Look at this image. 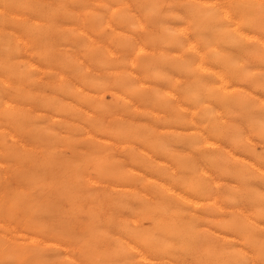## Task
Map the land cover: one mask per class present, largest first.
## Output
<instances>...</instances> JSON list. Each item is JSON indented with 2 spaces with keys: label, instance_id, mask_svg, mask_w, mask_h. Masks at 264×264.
Masks as SVG:
<instances>
[{
  "label": "bare ground",
  "instance_id": "6f19581e",
  "mask_svg": "<svg viewBox=\"0 0 264 264\" xmlns=\"http://www.w3.org/2000/svg\"><path fill=\"white\" fill-rule=\"evenodd\" d=\"M50 1L52 2V0H49V2ZM6 2H4L3 5H5ZM240 2H238V3H240ZM255 2L256 1H254V3ZM9 3H6V4L10 5ZM259 4H258V6H259ZM12 5H15V3ZM16 5H17V3H16ZM46 5H48V3ZM59 5L61 7H63L62 3ZM79 5H82V4H79ZM124 5H126V4H124ZM124 5H122V6H124ZM184 5H186V4H184ZM189 5L191 6V4H189ZM219 6H220V4H219ZM253 6H257V5L253 4ZM42 7L40 9H42ZM125 7H127V6H125ZM13 8H16V7H13ZM33 8H35V7H33ZM60 8H59V10H60ZM63 8H62V10L64 11L65 9H63ZM79 8H81V7L79 6ZM45 9H46V7H45ZM53 9H54V7H53ZM73 9H71V10H73ZM260 9H263V8L260 7ZM18 10H20V9H18ZM49 10H48L47 14H49ZM125 10L126 9H124V7H122L121 11H123V13ZM194 10H196V9H194ZM234 10H233V12H234ZM237 10H239V8ZM56 11H58V10L56 9ZM63 11H60V13H62ZM222 11L226 15V17L229 15L228 13H225L227 10L224 11L222 9ZM35 12H36V9H35ZM238 12H240V10ZM254 12L256 13V10ZM248 13H250V12H248ZM33 14H34V12H33ZM39 14L37 16H41ZM224 14H223V16H225ZM66 15H67V13H66ZM95 15H96V13H95ZM120 15L123 16L122 13ZM128 15H125L126 17H123V18H127ZM259 15H257V16H259ZM74 16H73V18H74ZM230 16H232V15H230ZM9 17H7L8 20H9ZM48 17H50V16H48ZM55 17H56V15H55ZM55 17H50V18H55ZM57 18H59V17H57ZM95 18H97V17H95ZM255 19H256V17H255ZM255 19L253 18V20H255ZM5 20H7V19L5 18ZM31 21H32L31 23L34 25L33 22H35V20L34 21L31 20ZM14 22H15V20H14ZM55 22H56V20H55ZM8 23H11V22H8ZM22 23H24V21ZM31 23H29V24L31 25ZM41 23H39V24H41ZM92 23H94V21ZM92 23H91V25H92ZM94 24H96V22ZM94 24L92 26H94ZM232 24H234V23H232ZM252 24H253V22L251 21V19L250 20L248 19V23H246L244 25L245 26L244 29L234 27V30H233V28H232L233 32L235 30H238V32H236V34H238V35L234 37L232 34L233 32H231L232 38H229V35H228V37H226L229 40L228 44H231V45H234L237 47L239 46L238 48H240V47H243V45H245L246 43H248L250 41V39H254L256 42L264 43V40L261 37L254 36L255 34L249 35L248 30L249 29L251 30ZM263 24L264 23H262V25ZM30 25H29V27H30ZM45 25L47 26L48 24H45ZM52 25H54V24H52ZM106 25H108V23H106ZM139 25H141V24H139ZM225 25H226V23H225ZM229 25H230V23H229ZM27 26H28V23H27ZM41 26H43V25H41ZM50 26H51V24H50ZM50 26L48 28H51ZM231 26H233V25H231ZM38 28H39V26H38ZM109 28H112V27L110 26ZM30 29H32V27ZM179 29H181V30L178 33L184 34V33H181V31L184 32L183 30H185L186 28L183 30H182V28H179ZM24 30L26 31V28H24ZM53 30H58V29L54 28ZM145 30L146 29H144V31ZM227 30L230 31L231 27H229V29L227 28L226 30H224V32H226ZM40 31H41V29H40ZM59 31L61 33L60 29L57 32H59ZM257 31H259V29ZM8 32L11 34L10 30ZM27 32H29V29ZM34 32H36V31L34 30ZM37 32L39 33L38 30H37ZM145 32H143V34ZM196 32L197 31H195V33ZM220 32H221V28H220ZM31 33H33V32H31ZM53 33H56V32H53ZM35 34L38 35L37 33H35ZM44 34H46V33H44ZM173 34H174V32H173ZM47 35H48V33L45 36H47ZM144 35H146V34H144ZM45 36H43V37H45ZM127 36H129L130 37L129 39H131V40L134 39L130 35H127ZM127 36H125V37L128 39ZM195 36L197 37L198 35L195 34ZM43 37H41V38H43ZM57 37L58 36H56V38ZM182 37H183V35H182ZM16 38H17L16 42L17 41H18V43L23 42L24 47H25L26 40H22L17 35H16ZM33 38H34V36H33ZM35 38H37V37H35ZM41 38H39V40ZM46 39H47V37H46ZM36 41L38 42L37 39H36ZM172 41H174V40H172ZM177 41H179V39ZM208 41H210V40H208ZM3 42H4V40H3ZM41 42L39 41V43L43 44L42 40H41ZM201 42L202 41L200 40V43ZM39 43H38V45H39ZM45 43H47V42H45ZM206 43H208V42H206ZM51 44H56V43H51ZM187 44H186V47L187 46L189 47L190 44L189 45H187ZM4 45H5V43H4ZM34 45L38 46L37 44H34ZM58 45H59V43L57 44V46ZM192 45H193V43L191 44V46ZM98 46H100V45H98ZM44 47H48V46L45 45ZM177 47H178V45H177ZM182 47H184V45ZM7 48H8V46H7ZM138 48L140 49V46ZM217 48H219V47H217ZM217 48H216V50H217ZM221 48L222 47H220V49ZM233 48L231 50H233ZM51 49H54V48H51ZM51 49H49V50H51ZM105 49L108 50V47H105ZM139 49H138V51H140ZM192 49L194 50L193 46H192ZM229 49H230V47H229ZM235 49H237V48H235ZM252 49H254L252 51L256 50L253 47H252ZM257 49L258 50H256L255 52H258L261 50L260 48H257ZM4 50H5V48H4ZM46 50H48V48ZM142 50L144 51V49H142ZM225 50L226 49H224V52H225ZM34 51H35V49H34ZM53 51H51V52H53ZM196 51H197V49H196ZM236 51L238 52V50H236ZM246 51L249 52L248 50H246ZM240 52L242 53L243 51H240ZM8 53H10V52H8ZM48 53H50V52L48 51ZM62 53L63 52L61 51V54ZM186 53H189V52H186ZM241 53H240V56H241ZM10 54H11L10 56H12V53H10ZM51 54H53V53H51ZM259 54L258 53L256 54L257 57L259 56ZM14 55H13V57H14ZM18 55H19V53H18ZM59 55L57 57H59ZM110 55H111V53H110ZM191 55H193V54H191ZM199 55L201 56V53ZM228 55L226 57H228ZM4 56H5V58L10 57V56H7L5 54H4ZM188 56H190V55H188ZM188 56H187V58H190V57L192 58V56H190V57H188ZM218 56L219 55H217V52H216L215 53V58H216L215 63L217 65L216 66L217 69H213V72H212L213 77L211 76L213 78L212 81H214V79H215L216 80L215 82L219 83V85H217V86L215 84L216 87L212 86V87H214V89L216 88L214 90V93H212L210 95L207 94L205 91L206 89H204V88H206V86L204 88H202V86L197 87V88H194V87L190 88L189 87V88H187V91L184 94L185 101L183 100L182 97H178V98L174 97L169 92V95L170 96L172 95L173 97L171 96V98L169 99L168 97L165 96L166 99L159 100L158 101L159 103L157 102L158 103L157 105L161 106L166 112V115L163 116V119H162L163 120L162 126L164 127V129L167 132H171V130L173 129L172 131L173 132L176 131L175 133L178 137H184L185 138V144H184L185 148H183V149H181V148L176 149L177 147L174 149L170 146V144L168 142L163 141V140H156V141L151 143L148 141V139L146 137H142V136L138 135L137 133H134L133 127L131 125L129 126L128 123H126V125H123V126L120 125L119 127L111 128V127H108V125L111 122L110 120H108V121H110L109 124H106V122L102 118H99V117H97L91 113H88V112L86 113V116H84L82 119L78 118V120H80L79 123L77 124L78 131L80 133L79 135H81V137L86 141V143H87L86 151L88 149V152H89V153L84 154L86 156V158H88L89 161L90 160L93 161L94 166L99 168L100 172L111 171V174L113 175V177L115 176L119 180L120 186L128 187L127 194L125 197L128 196V197H132L133 199L140 198L141 195H143V194L138 190L137 187L142 185L144 188H146V189L148 188V190L150 189V191L157 198L156 199L154 197L156 199L155 205L150 206L147 204V202H145V203H142L139 205L140 208L139 207H136V208L133 207V204H132V207L130 208V205H129L130 202H129V204H127L128 201L126 199H125V202L118 199V203L120 204V206L122 208L127 207V208L133 210L134 212L138 208L140 209V211L138 209V211H136L135 214L133 213L134 215H136L137 212H139L138 215L140 217L134 216L132 221L129 220L132 223V225L134 224L135 227L126 228L124 225H121L120 230H119L120 232H118L117 236H109L108 235V238L105 239V243L102 242L104 244L101 243V245L100 244L98 245L100 247V249L98 248V246L95 248L93 243L98 240L97 234L99 235V233H101L103 231L96 230V227L94 224L96 219L94 217L89 218L90 221L88 223L86 222V224L83 226V229L85 227L86 230H84V232H82V233L75 232L74 230L71 231L72 228L70 229V233H69L67 230L63 231L62 229L51 228V229L55 230V231H52L48 227H43V225H45V223H44L45 222L44 221L45 216L42 220L39 218V215L38 216H32L34 214L27 215L28 213H26L27 216L23 217L24 215H22L23 218L17 219L16 213H15V210H16L15 206L16 205L14 203H18V202L10 201V197H9L10 186L7 184V187L4 185L3 192L0 195V264H113L111 259L113 260L114 258H115L114 259L115 262H116V260H118L119 262H121V264L130 263L132 261V259H134L136 262H138V264H240V261H238V260H241V259H238L239 256L242 258V260L246 259L247 264H264V146H263L264 142L262 141L263 145L262 144H256L253 141L254 140L253 139V130L251 129V127L253 125H255L258 130L259 129L264 130V122H263L264 121L263 120L264 110L261 111L263 114L257 113L255 110H253L252 107L254 104L253 103L254 95L251 91H252V84L254 82L252 83V81H251L252 78L248 74L245 73L246 69L241 70L242 69L241 65L238 63V61H235L236 56H235V59H233V60L230 58H226L225 62L221 59V57H218ZM220 56H221V53H220ZM231 56H232V54H231ZM24 57H25V55H24ZM60 57L58 59L62 60V58H60ZM199 57H198V59H199ZM229 57H230V55H229ZM259 57L261 58L262 56H259ZM42 58H43V56H42ZM70 58H71V55H70ZM7 59L8 58H6V60ZM251 59H252V56H251ZM253 59H254V57H253ZM13 60L14 59H12L11 61H13ZM38 60H39V58H38ZM44 60H46V56H45ZM79 60H80V64H81V62H82L81 59H78L76 61H79ZM181 60L179 61V63L181 62ZM256 60H254V61H256ZM8 61H9V59H8ZM184 61L182 60V62H184ZM198 61H200V60H198ZM47 63L49 64L48 61L46 62V64ZM252 63L249 65H252ZM7 64H9V63H7ZM7 64H5V65H7ZM12 64L10 66H14ZM149 64L151 65L152 63H148V65ZM52 65H54V63ZM148 65H146V66L149 67ZM155 65H153V66L155 67ZM180 65H181V63H180ZM65 66H68V64ZM158 66L160 67L159 64H158ZM181 66L183 67V65H181ZM199 66H200V64H199ZM257 66H258V63H257ZM32 67L37 68L38 66H36V64H34L33 62H31L28 59L25 61H23V60L19 61V64H18V66H16V69L18 68V75H19L20 79H22L24 77H25V79H28L29 76L26 77V75L28 74V70H30V68H32ZM255 67L256 66H253L254 69H255ZM260 67H259V70H260ZM13 68L15 69V67H13ZM204 68H205V66H204ZM246 68H248V67H246ZM6 69H5V72H6ZM37 69H39V67ZM250 69H251V67H250ZM262 69H263V67H262ZM47 70H50V69L47 68ZM78 70H80V69L78 68ZM81 70H83V69H81ZM85 70H86V68H85ZM10 71L8 70L7 73ZM243 71H245V72H243ZM1 72H2V68H1ZM15 72H16V70H15ZM31 72H33V71H31ZM69 72H71V71H69ZM205 72L211 73V71L208 69H205ZM12 73H14L13 70H12ZM72 73H74V72L72 71ZM75 73H76V71H75ZM42 74L44 75L46 73H42ZM51 74H53V72ZM58 74H59V72H58ZM150 74L152 75L153 73L152 72L148 73V76H150ZM79 75H81V74H79ZM158 75L156 74V76L155 75H152V76L153 77L155 76L158 78L159 77ZM9 76H11V75H9ZM135 76L138 79V76L137 75H135ZM57 77H59V79H60L61 74ZM86 77H87V79L92 78V77H88L87 75H86ZM195 77H197V76H195ZM80 78H83V75ZM84 78H85V76H84ZM94 78L92 79V81L94 80L97 82L98 79L95 80ZM160 78H162V77H160ZM102 79L104 81V78H102ZM146 79H148V78H146ZM8 80H10L9 77H8ZM14 80L16 81V86L18 85L17 83L22 81V80H20L19 82H17L16 79H14ZM99 80H100V78H99ZM151 80H154V79H151ZM199 80H202V79H199ZM255 80L257 82L258 79H255ZM260 80H259V82H260ZM192 81H194V80H192ZM6 82L7 81H4L2 83H6ZM26 82H27V80H26ZM36 82H37V80H36ZM62 82H64V81H62ZM79 82H80V80H79ZM90 83L92 84V82H90ZM97 83H99V81ZM55 84L57 85V81ZM94 84H95V82H94ZM137 84H140V82ZM229 84L232 86H231V88L229 87V89H228V88H226V86ZM37 85H38V83H37ZM62 85H64V84H62ZM126 85L129 86V84H126ZM200 85H202L201 81H200ZM100 86H101V84H100ZM141 86H142V84H141ZM38 87H36V88H38ZM77 87H79V85ZM113 87H114V84H113ZM130 87H132V86H130ZM255 87H257V86H255ZM7 88H8V85H7ZM19 88H21V87H19ZM66 88L67 87H65L64 90ZM117 88H119V87H117ZM146 88L149 89V91H151L150 86H146ZM11 89L15 93V96H16L15 98H6L3 95H1V93H0V108L4 114V118L0 119V149H5L6 154L12 156L11 158H12L13 162H14L13 156L15 155V149H21V148L25 147L24 140L32 141L36 145L33 147V149H38V150L39 149H43V150L45 149L44 152L46 154H43V155H46V156H45V158H42V160L46 159V157L48 155H51L52 151H48V149H56L57 144L66 145V149H70L69 151H70V155H71L72 149H74V150L76 149L75 146L72 144V143H74V142H72L73 141L72 136H73V134H78V133H72L73 131L70 130V132L72 133V136L65 135L66 133L64 135H61L62 133H59V135H58V133L54 132L52 130V128H51L52 132L46 133L47 129L49 127L46 126L47 129H45L44 123H41L43 126H38V127H35L32 124L29 126V124H28V126H29L28 127L27 124H25L27 122H24L25 119L22 118V116H21V113H22V114H24L23 116L26 117L25 114L28 113L27 112L28 108L25 109L26 107H24V104L26 103L24 97H27V96L23 95L25 91L20 92V90L18 88H14V87L10 88V90ZM54 89L55 88H53V90ZM75 89L73 91V94H74L73 98H75V94L77 93V90H75ZM91 89H92V86H91ZM95 89H97V88H95ZM68 90H72V89H68ZM201 90H204L205 92L204 91L201 92ZM149 91H148V93H149ZM10 92H8V93H10ZM82 92H85V90ZM82 92H81V94H83ZM110 92H112V91L110 90ZM11 93H13V92H11ZM60 93H62V92H60ZM127 93H129V92H127ZM163 93L165 94V91ZM232 93H236V94H232ZM104 94H106V93H104ZM229 94H232V97L230 99L228 98ZM30 95L32 96V94H30ZM48 95H46V96H48ZM63 95H64V93H63ZM92 95H90V98L93 97ZM108 95H110V93ZM40 96L43 97L44 95L40 94ZM58 96H53V99L60 98ZM71 96L72 95L67 96L62 105L73 106L77 110L80 109V107H79L80 101L76 99L77 101H79V103H77V104L72 103L73 98ZM118 96L119 97L116 98L117 103L120 106H122V109L126 110V108L129 107L130 110L135 111V112L137 111L138 107L135 108L136 105L133 106L135 104V102H132L129 97L127 98V97L122 96V95L121 96L118 95ZM131 96H133V98H134L135 95H131ZM153 96L156 97L157 93H153ZM42 97H40V98L43 99ZM162 97H164V96H162ZM96 98H98V97H96ZM46 99L44 97V99L40 100L39 103L37 102L39 104L38 106H40V108H41V106H42V108L43 107L46 108V105H48ZM159 99H160V97H159ZM171 99H174V100H171ZM27 100H29V99L27 98ZM102 100H104V99H102ZM155 100H157V99H155ZM58 102H60L59 99H58ZM81 102L83 104H85L82 100H81ZM139 102H140V100H139ZM260 102H263V101H260ZM34 103H36V100L34 101ZM51 104L52 103L50 102V106H51ZM106 104L107 103L104 102L103 105H106ZM144 104L145 103H142V105H144ZM86 105L91 106L93 109L94 108L95 109L100 108L99 110H101V112L103 113L102 103L99 106V104H97V103L95 104L93 101H87ZM109 105L111 106V104H109ZM262 108L264 109V106H262ZM49 109H50V107L47 110H49ZM106 109H108V108H106ZM110 109L111 108L109 107V109H108L109 112H110ZM122 109H120L121 112L123 111ZM145 109H147V108H145ZM197 109H201V111H202V115H200L199 117H196V114H195ZM25 110H26V112H24ZM53 110L54 109H52V112H54ZM85 110L82 109L83 112H85ZM101 112L99 114L104 115ZM109 112H108V114H109ZM142 112H143V110H142ZM146 112H148V109L146 110ZM149 112L152 113V111H150V110H149ZM34 113L38 115V113H36V112H34ZM34 113H32L31 115L33 116ZM153 113H155V112H153ZM253 113H255V114H253ZM106 114H107V112H106ZM258 114H260L263 118H261V117L259 118ZM65 115H68V114H65ZM80 115H81V113H80ZM237 115H242V118L240 120H237V118H238ZM27 116H29V115H27ZM68 116H70V115H68ZM137 116H139L138 113H137ZM0 117H1V115H0ZM119 118H120V115H119ZM129 118H130V116H129ZM141 119H142V123H144L145 121H143V119H145V118H141ZM124 120L123 121L126 122V119H124ZM138 120H140V119H138ZM148 122H151V121H148ZM33 123H34V121H33ZM38 123H40V122H38ZM38 123H36V124H38ZM47 123H48V121H47ZM59 123H60V121H59ZM139 123H141V121ZM155 123H157V122H155ZM157 124H161V123L158 122ZM155 125L156 124H153L154 129H156ZM63 126H64V124H63ZM70 126H69V128H70ZM149 126H150V124H149ZM156 126H158V125H156ZM158 128H159V126H158ZM49 130H50V128H49ZM63 130H64V128H63ZM260 132L261 131H259V133ZM144 134H145V136H147L146 133H144ZM254 137H256V136H254ZM257 139H258V137H257ZM113 140H118V141H120V143L122 142L121 144H124V146L123 145H121V146H123L125 148V150L126 149H133L129 153L130 154L129 157H128V154L126 155L128 157V160H126V161H129V163H130V164L128 163L129 164L128 167H122V165H123L122 161L123 160H120V159H116V160L113 159L114 161L112 164H107L105 162V160L101 159V157H103V155H100V154L103 151L100 152V150H98V149H103L104 146H106L107 144L110 146L114 145ZM259 140H260V138H259ZM259 140H258V142H260ZM64 141H65V143H58V142H64ZM170 142H173V141H170ZM115 145H117V144L115 143ZM79 147H81V146H79ZM112 147H115V146H112ZM178 147H180V146H178ZM83 148H85V147H83ZM46 149H47V151H46ZM57 149L60 150V148H57ZM105 150H107V149H105ZM19 152H21V151H19ZM39 152H40V150H39ZM30 153H31V151H30ZM77 153H73V155L75 156ZM122 153H123V151L121 152V155H122ZM66 154H67V152H66ZM115 154H116V152H115ZM43 155H42V157H43ZM78 155H79V153H78ZM82 155H83V153H82ZM104 155H106V154H104ZM67 156L69 157V154ZM29 157L26 159H30ZM68 157H67V159H69ZM77 157L80 158V156H77ZM21 158L23 159V157H21ZM21 158L17 159V163L20 164V162H21L20 165L22 166V162L24 159L22 160ZM50 158H52V157L50 156ZM20 159L22 161L18 162ZM47 159L49 160V158H47ZM73 159H72V161H73ZM81 159H83V157H81ZM52 160L53 159H51L50 161H52ZM2 161L4 162V160H2ZM70 161H71V158H70ZM72 161H71V163H73V165H74L76 162L75 161L72 162ZM9 162H10V160H9ZM15 162H16V160H15ZM58 162L63 163L65 165H67L69 163L68 160L66 161V159L58 160ZM31 163H33V162H31ZM40 163H41V160H40ZM90 164H92V163H90ZM29 165L31 166L30 163H29ZM60 165H62V164H60ZM73 165L71 167H73ZM79 165H81V164H79ZM0 166H2V165H0ZM9 166H11V165L9 164ZM125 166H127V165H125ZM85 167H86V164H85L84 168ZM47 168H48V166H47ZM12 169H13V167H12ZM26 170H27V167H26ZM30 170H31V167H30L29 171ZM51 170H53V169H51ZM60 170H61V168H60ZM78 170H80V169H78ZM17 171H18V169H17ZM29 171H28V173H29ZM44 171L47 173L48 170L47 171L44 170ZM76 171H77V169H76ZM76 171L73 172L74 175H76ZM37 172H38V170H37ZM85 172L86 171H84V173ZM88 173H90V172H88ZM49 174H47V175H49ZM51 174H52V172H51ZM12 175H13L12 177L17 175L16 171H15V175H14V173ZM23 175H27V174H23ZM65 175H67L66 176L67 178L71 177L70 174L69 175L65 174ZM65 175H63L64 177L61 175V177H63V179H64ZM19 176L22 177V175H17V177H19ZM19 178H17V179H19ZM85 179H87V178H85ZM99 179H101V178H99ZM28 180H29V178H28ZM103 180H105V179H103ZM17 181H19V180H17ZM20 182H19V185L17 184L18 186H20ZM45 182H47V181H45ZM67 182H69V181H67ZM67 182H65L66 184L64 183V185H63V182L59 181V185H58V186H60L58 188V191L63 192V194H65L66 196H68V192H66V191H72L73 190L71 187L70 188L68 187ZM82 182H83V180H82ZM88 182L93 183L90 181H88ZM74 183H77V180ZM15 184H16V182H15ZM15 184H13V186H15ZM43 184H46V183H43ZM71 184H72V182H70V185ZM22 186H20V188ZM85 186H87V185H85ZM44 187L46 190V186H44ZM28 188H29V186H28ZM111 189H113V188H111ZM95 190L97 192V189H95ZM17 192L19 193V191H17ZM25 192L28 194H31L30 192H28L26 190H25ZM34 192L36 193V191H34ZM104 193H105L104 196L108 195L106 192H104ZM32 194H31V196H32ZM59 195H60V193H59ZM13 196H16V195H13ZM17 196L18 197L22 196V194L17 195ZM42 196H45V195L43 194ZM121 196H122V194H121ZM88 197H86V198H88ZM101 197H102V193H101ZM23 198L20 199L21 202L24 200ZM31 198H35V197H31ZM36 198H39V197H36ZM143 198H145V197H143ZM15 199L17 200L18 198L13 197V200H15ZM65 199H66V197H65ZM243 199H244V202L246 201V203H244V204H242ZM241 200H242V203H241ZM247 200H248V202H247ZM84 201H83V203H84ZM94 201H95V199H94ZM126 201H127V203H126ZM32 202H34V201H32ZM42 202H41V204H42ZM70 202H72V201H70ZM101 202H102V199H101ZM101 202L99 205H101ZM22 203H23V206L25 207L26 205L30 204V200L25 199V201ZM58 203H59V200H58ZM78 203H80V202L77 201V204ZM107 203L109 204V202H107ZM35 204H37V202L36 203L34 202L33 205H35ZM38 204H39V202H38ZM38 204L35 206H38ZM66 205H68V207H69V204H66ZM91 205H92V203H91ZM91 205H89V208ZM61 206H62V204H61ZM30 207H31V205H30ZM105 207L101 210H104ZM80 208H82V206ZM62 209H63V207H62ZM64 209H65V207H64ZM106 209H107V207H106ZM110 210H111V207H110ZM25 211H27V209ZM59 211H58V213H59ZM61 212H63V210ZM123 212H125V210ZM19 213H21V212H19ZM80 213H81V211H80ZM89 213H91V212H89ZM97 213H100V211H98ZM111 214L113 215V213H111ZM111 214H110V216H111ZM122 214H120V215H122ZM125 214H127V213H125ZM72 215L74 216V214H72ZM60 217H62V216L60 215ZM63 217H65V216H63ZM90 217H92V216H90ZM122 217H124V216H122ZM49 218L51 219V216L46 217V220H48ZM12 219H17V221H12ZM110 219H111V217L109 218V220ZM121 220L122 219H119V221H121ZM18 221L20 223L17 226L15 223H18ZM60 221H61V219H60ZM104 221L105 220H103L101 222H103V224L108 223V222L104 223ZM120 223L122 224V221L119 222V224ZM125 224H126V222H125ZM100 226L102 228V224H100ZM51 227H52V225H51ZM97 228H99V227H97ZM105 228H106V225H105ZM112 228H114V226ZM80 229L82 230L81 226H80ZM22 230L28 231L27 234H22L21 233ZM115 230L116 229L114 228L113 231H115ZM10 231L11 232L13 231V233L15 232L17 234L16 235L11 234ZM168 231L170 233V239L168 238L169 241H167L163 238V234L165 232H168ZM8 233L11 234L12 237L9 236ZM102 234L100 235V238H102L103 236H106V234H108V233L104 232ZM13 236H15V237H13ZM18 236H21L25 240V242L26 241H28V242H26V243L22 242L21 243V242L16 241L15 239L19 238ZM243 240L246 242L245 245L247 243H249L251 246H253L255 248L256 259H253L252 256L248 255L247 252L243 250V247L239 248V245H240L239 243L244 242ZM100 241H102V240H100ZM249 244H248V246H249ZM75 245H78L81 248L77 251L75 250L76 251L75 254H73L72 252L67 253V250L69 247H71L72 249H76ZM45 246H52L56 250L55 255L53 256V254H50L49 252H45L46 251ZM107 248H109V249H107ZM248 248H250V246ZM247 251H249V250L247 249ZM61 253H64V255H60ZM49 257H51V258H49ZM243 258H245V259H243ZM116 264H118V263H116Z\"/></svg>",
  "mask_w": 264,
  "mask_h": 264
},
{
  "label": "rangeland",
  "instance_id": "374dc122",
  "mask_svg": "<svg viewBox=\"0 0 264 264\" xmlns=\"http://www.w3.org/2000/svg\"><path fill=\"white\" fill-rule=\"evenodd\" d=\"M34 1L35 2L37 1V2L35 3ZM254 1H256V2L254 3ZM0 2H1L0 3V10L2 11V12L0 11V54H1L0 57L2 58V59L0 58V74H1L0 75V81H1L0 82V93H1V95H3L6 98H15L16 96H15L14 91L12 89L10 90V88H12V87L18 88L20 90V92L25 91L24 94L22 93L24 96H27V97H24V99L26 101V103L24 104V107H26L25 109L28 108L29 110L27 109L28 113L25 114L26 117L23 116L24 114H22V113H21V116H22V118L25 119L24 122H27V123H25V124H27V126H28V124H29V126L32 124L33 126L38 127V126H43L41 123H44L45 129H47L46 126L50 128V130H49V128L47 129L46 133L52 132V130L54 132H57L58 135H59V133H62L61 135H64L66 133L65 135L72 136V133H78V134H73V136H72L73 137L72 142H74V143H72V142L71 143L75 146L76 149L75 150L72 149L71 155H70V151H69L70 149H66V145L57 144L56 147L60 148V150L57 148L56 149H48V151H52V152H51V155H48L49 157L47 156L46 159H43L44 161L42 160V158H45V156H46V155H43V154H46L44 152L45 149L44 150L39 149L40 152L38 149H33V147L36 145L30 140L29 141L24 140L25 147H23L21 149H15V155L13 156L14 162L11 158L12 156L6 154L5 149H0V160L1 159L4 160V162L2 160L0 161V165H2V166H0V195L3 192L4 185L7 187V184H8L10 186V188L8 187L10 190V194H9L10 201L18 202V203H14L16 205V206L15 205L14 206L16 208L15 213H16L17 219L23 218V217L30 215V214H34L32 216H38L39 215V218L43 220V218L45 216V218H44L45 225H43V227H48L49 229H51V228L62 229L63 231L67 230L69 233H70V229L72 228L71 231L74 230L75 232L82 233V232H84V230H86L85 227L83 229V226L86 224V222L88 223L90 221L89 218L94 217L96 219V221L94 223L96 230L103 231V232L99 233V235L97 234L98 237L96 236L99 241L97 240L96 242L93 243L95 248L99 244L101 245L102 242L105 243V239L108 238V235L109 236H117L118 232H120L119 230H120L121 225H124L126 228L135 227L134 224L132 225V223L129 220L132 221L134 216L140 217L138 215L139 212H137V214L134 215L135 212L138 211V209L140 208L139 205L147 202L148 205L153 206V205H155L157 198L150 191V189L148 190V188L147 189L144 188L141 184H140L141 186L137 187L138 190L143 194V195H141L140 198L133 199L132 197H128V196L125 197L127 194L128 187L120 186L119 180L115 176L113 177V175L111 174V171L100 172L99 168L94 166L93 161L90 160L91 161L90 162L89 159L86 158V156L84 154L89 153V152H88V149L86 151V147H87L86 141L81 137V135H79L80 133L78 131L77 124L79 123L80 120H78V118L82 119L84 116H86V113L88 112V113H91V114H93L99 118H102L106 122V124H109V122L111 121L109 124L110 126L108 125V127H111V128L119 127L120 125L123 126V125H126V123H128L129 126L131 125L133 127L134 133H137L138 135H140L142 137H146L148 139V141L151 143L156 141V140H163V141L168 142L170 144V146L174 149L176 147H177L176 149H180V148L183 149V148H185V146H184L185 138L184 137H178L175 133L176 131H174V132L172 131L173 129L171 130V132H167L164 129V127L162 126L163 125L162 119H163V116L166 115V112L161 106L157 105L159 103L158 101L164 100V99H166V97H168L170 99L172 95L174 97H177V98L182 97L183 100L185 101L184 94L186 93L187 88H189V87L190 88L191 87L197 88V87L202 86V88H204L206 86V88H204V89H206L205 91L207 94L210 95V94L214 93V90L216 89V88L214 89V87L219 85L218 82H215L216 81L215 79H214V81H212L213 80V78H212L213 77L212 76L213 69H217V67H216L217 65L215 63V61H216L215 53L216 52H217V55H219L218 57H221V59L224 62L226 61V58H230L233 60V59H235V56H236L235 61H238V63L241 65V67H242L241 70L246 69V72L245 71H243V72L248 74L253 79V80L251 79L252 83L254 82L252 84V91H251L254 95V98H255V99L253 98L254 104H253L252 108L257 113L263 114L261 111L264 110L262 108V106H264V86H263L264 85V62H263L264 61V57H263L264 56V47H263L264 43L256 42L254 39H250V41L248 43H246L245 45H243V47L238 48L239 46L237 47V46L228 44L229 40L226 37H228V35H229V38H232V36H231L232 34L234 37L237 36L238 34H236V32H238V30H235L234 31L235 33H234L233 32L234 27L244 29L245 28L244 25L246 23H248V19L249 20L251 19L253 24L251 26V30L250 29H249L250 31L248 30L249 35L255 34L254 36H259L264 40V38H263L264 37V35H263L264 34V24L262 25V23H264V13H263L264 12V0H52V2L51 1L49 2V0H20V1L19 0H0ZM4 2H6V3L10 2L9 3L10 5H7L6 3H5V5H3ZM238 2H240V3H238ZM14 3H15V5H12ZM16 3H17V5H16ZM47 3H48V5H46ZM61 3H62V6L64 8L59 5ZM79 4H82V5H79ZM124 4H126V5H124ZM184 4H186L187 6ZM189 4H191V6ZM219 4H220V6H219ZM253 4L257 5V6H253ZM258 4H259V6H258ZM49 5L50 6L52 5V6L50 7ZM122 5H124V6H122ZM79 6L81 8H79ZM125 6H127V7H125ZM13 7H16V8H13ZM33 7H35V8H33ZM41 7H42V9H40ZM45 7H46V9H45ZM53 7H54V9H53ZM122 7H124V9H126L124 11V13H123V11H121ZM260 7L263 9H260ZM59 8H60V10H59ZM62 8L65 9L66 11L65 10L63 11ZM238 8H239L241 13L238 12L239 11V10H237ZM18 9H20V10H18ZM35 9H36V12H35ZM56 9L58 11H56ZM71 9H73V10H71ZM194 9H196V10H194ZM222 9L224 11L227 10L225 13H228L229 17L228 16L226 17V15L222 11ZM48 10H49V14H47ZM233 10H234V12H233ZM255 10H256L257 14L254 12ZM60 11H63V12L60 13ZM33 12H34V14H33ZM65 12L67 13V15ZM246 12L247 13L250 12V13H248L250 16ZM95 13H96V15H95ZM121 13L123 14V16L120 15ZM38 14L41 16H37ZM54 14L56 15V17ZM223 14L225 16H223ZM47 15L50 17H55V18H50ZM125 15H128L127 18H123V17H126ZM230 15H232V16H230ZM257 15H259V16H257ZM73 16H74V18H73ZM7 17H9V20ZM57 17H59V18H57ZM95 17H97V18H95ZM255 17L257 20L255 19ZM5 18L7 20H5ZM253 18L256 21L253 20ZM14 20L16 23L14 22ZM31 20H33V21L35 20V22H33L34 25L31 23L32 22ZM55 20H56V22H55ZM23 21H24V23H22ZM93 21H94V23L96 22V24L92 23ZM8 22H11V23H8ZM27 23H28V26H27ZM29 23H31V25ZM39 23H41V24H39ZM91 23H92V25L94 24V26H92ZM106 23H108V25H106ZM138 23L141 25H139ZM225 23H226V25H225ZM229 23H230V25H229ZM232 23H234V24H232ZM45 24H48L49 26L51 24L50 27L52 29L48 28L49 26L48 25L46 26ZM52 24H54V25L56 24V25L54 26ZM29 25H30V27H29ZM41 25H43V26H41ZM231 25H233V26H231ZM38 26H39V28H38ZM110 26L112 28H109ZM31 27H32V29H30ZM229 27H231V30L230 31L227 30L226 32H224V30H226L227 28L229 29ZM24 28H26V31L24 30ZM54 28L58 29V30L60 29L61 33H60V31L57 32L58 30H53ZM179 28H182V30L183 29L186 30V31L183 30L184 32L181 31V33H184V34L178 33L181 30ZM220 28H221V32H220ZM232 28H233V30H232ZM28 29H29V32H27ZM33 29L36 32H34ZM40 29H41V31H40ZM144 29H146L145 31L147 33L144 31ZM258 29H259V31H257ZM9 30H10L11 34L8 32ZM37 30L39 31L40 34L37 32ZM195 31H197V32L195 33ZM31 32H33V33H31ZM43 32L46 34L48 33V35L45 36L46 34H44ZM53 32H56V33H53ZM143 32H145L144 34H146V35H144ZM173 32L175 35L173 34ZM231 32H233V33L231 34ZM35 33H37L38 35H36ZM194 33L198 36L196 37ZM16 35L19 36L22 40H26V44H25L26 48L24 47L23 42L22 43H18V41L16 42V40H17ZM127 35L132 36V38H134L135 40L129 39L130 37ZM182 35H183V37H182ZM33 36H34V38L35 37H37V38L34 39ZM43 36H45V37H43ZM56 36H58V37L56 38ZM125 36H127L128 39ZM38 37L39 38L43 37V38H41L39 40ZM46 37H47V39H46ZM2 39L4 40V42ZM36 39L38 40V42L36 41ZM178 39H179V41H177ZM41 40L43 41V44H41L42 43ZM172 40H174V41H172ZM200 40L202 41L201 43H200ZM204 40L205 41L207 40L206 42H208V43H206ZM208 40H210V41H208ZM39 41L41 43H39ZM45 42H47V43H45ZM191 42L193 43L192 46L194 47V50L192 49V46H191L192 43ZM4 43H5V45H4ZM38 43H39V45H38ZM51 43H56V44H51ZM58 43H59V45L57 46ZM34 44H37L38 46H35ZM97 44L100 46H98ZM186 44L187 45L190 44L189 47L187 46L188 48L186 47ZM45 45L48 47H44ZM177 45H178V47H177ZM183 45H184V47H182ZM7 46H8V48H7ZM139 46H140V49L138 48ZM105 47H108V50L105 49ZM217 47H219V48H217ZM220 47H222V48L220 49ZM229 47H230V49H229ZM252 47L255 48L256 50H258L257 48H260L261 50L258 52H255L256 50L252 51V50H254V49H252ZM4 48H5V50H4ZM47 48H48V50H46ZM51 48H54V49H51ZM216 48H217V50H216ZM232 48H233V50H231ZM235 48H237V49H235ZM34 49H35V51H34ZM49 49H51V50H49ZM138 49L140 51H138ZM142 49H144V51ZM196 49H197V51H196ZM224 49H226L225 52H224ZM236 50H238L239 53ZM246 50H248L249 52H247ZM48 51L50 53H48ZM51 51H53V52H51ZM61 51L63 52L62 54H61ZM240 51H243V52L241 53ZM8 52L12 53V56H10L11 54ZM54 52L56 54L57 53L58 54L56 55ZM186 52H189V53H186ZM3 53L7 56H10V57H6L9 59V61H8V59L6 60ZM18 53H19V55H18ZM51 53H53V54H51ZM110 53H111V55H110ZM200 53H201V56L199 55ZM220 53H221V56H220ZM240 53H241V56H240ZM257 53L258 54L260 53L259 56H262L263 58L262 57L260 58L259 56H258L259 57L258 58L256 55ZM191 54H193V55H191ZM228 54L230 55V57ZM231 54H232V56H231ZM13 55H14V57H13ZM24 55H25V57H24ZM58 55H59V57L61 56L60 58H62V60L58 59L59 58V57H57ZM70 55H71V58H70ZM188 55L192 56V58ZM227 55H228V57H226ZM250 55L252 56V59L254 57L253 60L251 59ZM42 56H43V58H42ZM45 56H46V60H44ZM177 56L178 57L180 56V57L178 58ZM187 56L190 57L191 59L187 58ZM198 57H199V59H198ZM38 58L40 61L38 60ZM12 59H14V60L11 61ZM27 59L30 60L31 62H33L34 64H36V66H38L40 70L37 69L38 67L37 68L32 67V68H30V70H28V74L26 75V77L29 76V78L25 79V77H24V78L20 79V77L18 75V68L16 69V66H18L19 61H21V60L25 61ZM78 59H81V61H82L81 64H80V60L76 61ZM181 59L183 61L184 60L185 61L182 62ZM180 60H181L180 63H181V65H183V67L179 63ZM198 60H200V61H198ZM254 60H256V61H254ZM47 61L49 62V64L48 63L46 64ZM156 62L160 65V67L158 66V64ZM7 63H9V64H7ZM53 63H54V65H52ZM148 63H152V64L148 65ZM251 63H252V65H249ZM257 63H258V66H257ZM5 64H7V65H5ZM11 64L14 66H10ZM67 64H68V66H65ZM199 64H200V66H199ZM146 65H148L149 67H147ZM153 65H155V67ZM203 65L205 66V68ZM83 66L86 68V70ZM253 66H256L255 69L253 68ZM13 67H15V69ZM246 67H248V68H246ZM250 67L252 70L250 69ZM259 67H260V70H259ZM262 67H263V69H262ZM1 68H2V72H1ZM6 68L9 71L10 70L11 71L7 73L8 70ZM47 68L50 70H47ZM78 68L80 70H78ZM5 69H6V72H5ZM81 69H83V70H81ZM205 69L210 70L211 73L205 72ZM12 70L14 73H12ZM15 70H16V72H15ZM31 71H33V72H31ZM51 71L53 72V74H51L52 73ZM69 71H71V72H69ZM72 71L74 73H72ZM75 71H76V73H75ZM150 71L153 73L152 75L156 76V74L157 75L159 74L158 75L159 77L158 78L155 76L153 77L151 74H150V76H148V73H151ZM58 72H59V74H58ZM42 73H46V74L43 75ZM60 74H61V77L59 79V77H57V76H59ZM79 74H81V75H79ZM134 74L138 76V79L136 78V76ZM9 75H11V76H9ZM82 75H83V78L85 76L84 79L80 78V77H82ZM86 75L88 77H92V78L87 79ZM195 76H197V77H195ZM8 77L10 80H8ZM160 77H162V78H160ZM34 78L37 80V82ZM93 78L95 80L98 79L97 82L99 81V83H97L94 80L92 81ZM99 78H100V80H99ZM102 78H104V81ZM146 78H148V79H146ZM150 78L154 79V80H151ZM14 79H16L17 82H19L20 80H22V81L17 83L18 85L16 86V81ZM199 79H202V80H199ZM255 79H258L257 82ZM26 80H27V82H26ZM79 80H80V82H79ZM192 80H194V81L196 80V81L194 82ZM259 80H260V82H259ZM4 81H7L8 83L7 82L2 83ZM56 81H57V85L55 84ZM62 81H64L65 83ZM200 81H201L202 85H200ZM90 82H92V84ZM94 82H95V84H94ZM139 82H140V84H137ZM32 83L33 84L35 83V84L33 85ZM37 83H38V85H37ZM96 83L99 86L101 84V86L99 87ZM62 84H64V85H62ZM113 84H114V87H113ZM126 84H129V86ZM141 84H142V86H141ZM215 84H216V86H215ZM7 85H8V88H7ZM78 85H79V87H77ZM254 85L257 87H255ZM18 86L21 87L22 89L19 88ZM91 86H92V89H91ZM130 86H132V87H130ZM146 86H150L151 91H149V89H147ZM212 86H214V87H212ZM231 86L232 85L229 84L226 86V88L229 89V87L231 88ZM36 87H38V88H36ZM65 87H67V88L64 90ZM117 87H119V88H117ZM53 88H55L56 90L55 89L53 90ZM95 88H97L98 90ZM68 89H72V90H68ZM74 89L77 90V93L75 94V98H73ZM84 90H85V92H82ZM110 90L112 92H110ZM10 91L13 93H11ZM148 91H149V93H148ZM164 91H165V94L163 93ZM203 91L204 90H201V92H203ZM8 92H10V93H8ZM60 92H62V93H60ZM81 92L83 94H81ZM108 92L110 93V95H108L109 94ZM127 92H129V93H127ZM169 92H170V94H172L171 96L169 95ZM63 93H64V95H63ZM104 93H106V94H104ZM153 93H157V96L154 97ZM30 94H32V96ZM40 94L44 95V96L42 97V96H40ZM51 94L53 96L59 95L58 97H60V98H58V99L60 102H58V99H53V96ZM89 94L90 95L93 94L92 95L93 97L90 98ZM130 94L135 95L134 98ZM232 94H236V93H232ZM232 94L228 95L229 99L232 97ZM46 95H48V96H46ZM70 95H72L71 97L73 98V99L71 98L72 103L77 104L80 101L79 107L81 110L78 109L79 110L78 111L73 106L62 105L64 100L66 99V97L70 96ZM118 95H120V96L122 95V96H125L127 98L129 97L132 102H135V104L133 106L136 105L135 108L138 107L137 111L136 112L132 111L129 109V107L126 108V110L122 109V106H120L117 103L116 98L119 97ZM162 96H164V97H162ZM40 97H42L43 99H44V97H45V99L47 98L46 101H47L48 105H46V108L48 109L50 107L51 110L50 109L47 110L44 107L42 108V106L40 108V106H38L39 101L43 100ZM96 97H98V98H96ZM136 97L140 100V102ZM159 97H160V99H159ZM27 98L29 100H27ZM144 98L145 99L147 98V99L145 100ZM76 99L79 101H77ZM102 99H104V100H102ZM155 99H157V100H155ZM35 100H36V103L38 102L37 104L34 103ZM81 100L85 104H83L81 102ZM171 100H174V99H171ZM87 101H93L95 104L96 103L99 104V106L102 103L103 113L101 112V110H99L100 108L99 109H97V108L93 109L91 106L86 105ZM260 101H263V102H260ZM50 102L52 103L51 106H50ZM104 102L107 104L103 105ZM142 103H145V104L142 105ZM109 104H111V106ZM107 105L111 108L110 112L108 110L109 107ZM144 107L148 109V112H146L147 109H145ZM106 108H108V109H106ZM52 109H54L53 111L55 113L52 112ZM82 109L83 110L86 109L85 112H83ZM120 109H122L123 111L121 112ZM141 109L143 110V112ZM149 110L152 111V113L149 112ZM105 111L107 112V114ZM24 112H26V110ZM34 112L38 113V115L35 114ZM100 112L104 115L99 114ZM108 112H109V114H108ZM153 112H155V113H153ZM32 113H34L33 116L31 115ZM80 113H81V115H80ZM137 113L139 116H137ZM65 114H68L70 116L65 115ZM195 114H196V117H199L200 115H202L201 109H197ZM253 114H255V113H253ZM0 115H1L0 119H3L4 114L1 110V108H0ZM27 115H29V116H27ZM119 115H120V118H119ZM129 116H130V118H129ZM237 116L239 118V119L237 118V120H240L242 118V115H237ZM258 117L263 118L260 114H258ZM141 118H145V119H143V121H145L144 122L145 124L142 123ZM124 119H126V122H124L125 121ZM138 119H140V120H138ZM108 120H110V121H108ZM263 120H264V118H263ZM33 121H34V123H33ZM47 121L49 124L47 123ZM59 121L61 124L59 123ZM140 121H141V123H139ZM148 121H151V122H148ZM38 122H40V123H38ZM155 122H157V123L159 122L161 124H157ZM36 123H38V124H36ZM62 123L64 124V126ZM149 124L153 129L149 126ZM153 124L158 125L159 128H158V126L155 125L156 129H154ZM68 125L69 126L71 125L70 128ZM254 126L255 125H253L251 127V129L253 130V139H254L253 141L256 144H262L263 145L264 130H261V129L258 130L256 128V126L255 127ZM51 128H52V130H51ZM63 128H64V130H63ZM70 130H72L73 132L71 133ZM259 131H261L260 132L261 134L259 133ZM144 133H146L147 136H145ZM254 136H256V137H254ZM257 137H258V139H257ZM259 138H260V140H259ZM258 140L260 142H258ZM170 141H173V142H170ZM113 142H114V145H112V146H115V147H112V146L107 144L106 146H104V148L107 150H105L104 148L98 149V150H100V152L103 151L100 154V155H103V157H101V159L105 160V162L107 164H112L114 161L113 159H115V160L120 159V160H123L122 161L123 162L122 167H128L130 163H129V161H126V160H128V157L130 155L129 153L133 149H126L125 150V148L123 147L124 144H121L122 142L120 143V141H118V140H113ZM58 143H65V141L64 142H58ZM115 143L117 145H115ZM121 145H123V146H121ZM79 146H81V147H79ZM178 146H180V147H178ZM83 147H85V148H83ZM19 151H21V152H19ZM30 151H31V153H30ZM46 151H47V149H46ZM122 151H123V153L121 155ZM66 152H67V154H66ZM77 152L79 153V155ZM115 152H116V154H115ZM73 153H77V154L74 156ZM82 153H83V155H82ZM68 154H69V157L67 156ZM104 154H106V155H104ZM127 154H128V157L126 156ZM42 155H43V157H42ZM50 156L52 158H50ZM66 156L69 159H67ZM77 156H80V158ZM21 157H23L24 160L28 157L30 159H26L27 161L26 160L24 161ZM81 157H83V159H81ZM19 158H21L24 162V163L22 162V166L20 165L21 164L20 161H22L21 159L18 161V162H20V164L17 163V159H19ZM47 158H49V160ZM62 158L66 159V161L68 160L69 165L68 164L65 165L63 163L58 162V160H63ZM70 158H71V161L74 158L73 161L76 162L74 165H73V163H71ZM51 159H53V160L50 161ZM9 160H10V162H9ZM15 160H16V162H15ZM40 160H41V163H40ZM28 162L31 164V166L29 165ZM31 162H33V163H31ZM84 163L86 164L85 168H84V166H85ZM90 163H92V164H90ZM9 164L11 166H9ZM60 164H62V165H60ZM79 164H81V165H79ZM72 165H73V167H71ZM125 165H127V166H125ZM47 166H48V168H47ZM12 167H13V169H12ZM26 167H27V170H26ZM30 167H31V170L29 171ZM60 168H61V170H60ZM17 169H18V171H17ZM51 169H53V170H51ZM76 169H77V171H76ZM78 169H80V170H78ZM37 170H38V172H37ZM44 170H46V171L48 170L47 173ZM15 171H16L17 175H22V177H20V176H19L20 178L17 177V175H15ZM28 171H29V173H28ZM50 171L52 172V174ZM74 171H76V175L73 174ZM84 171H86L85 172L86 174L84 173ZM88 172H90V173H88ZM13 173L15 175L14 177H12ZM22 173L27 174V175H23ZM47 174H49V175H47ZM65 174H68V175L70 174L71 177L70 178L68 177L69 178L68 179L66 177L67 175H65ZM61 175L62 176L65 175V178H64L65 180L63 179L64 176L61 177ZM16 177L19 179H17ZM28 178H29V180H28ZM85 178H87V179H85ZM99 178H101V179H99ZM16 179L19 181H17ZM103 179H105V180H103ZM76 180H77V183H74V182H76ZM82 180H83V182H82ZM87 180L90 182H93V183H89ZM45 181H47V182H45ZM59 181H62L63 185L65 182L69 181V182H67V185L69 188L71 187L73 190L71 189L72 191H66V192H68V196L63 194V192L58 191V188L60 187V186H58ZM15 182H16V184H15ZM19 182H20V186L23 185L21 188H20V186H18ZM70 182H72L71 185H70ZM43 183H46V184H43ZM13 184H15V186H13ZM85 185H87V186H85ZM28 186H29V188H28ZM44 186H46V190H45ZM110 187L113 189H111ZM94 188L97 189V192ZM25 190L30 192L31 194L33 193L32 196H31V194L26 193ZM17 191H19V193ZM34 191H36V193ZM103 191L106 192L108 195L106 194L107 196H104L105 193ZM59 193H60V195H59ZM101 193H102V197H101ZM120 193L122 194V196ZM21 194H22V196H19V197L17 196V195H21ZM43 194L45 196H42ZM13 195H16V196H13ZM13 197L18 198V199L17 200L15 199L16 200L15 201V200H13ZM21 197L22 198L24 197L23 198L24 200L22 202H24L25 199L26 200L28 199V200H30V204H28L24 207L23 203L20 201V199H22ZM31 197H35V198H31ZM36 197H39V198H36ZM65 197H66V199H65ZM86 197H88V198H86ZM143 197H145V198H143ZM94 199H95V201H94ZM101 199H102V202H101ZM118 199H120L124 202L126 199L128 201V203L126 201L127 204H129V202H130V204H129L130 208L132 207V204H133V207H135V208L139 207V208L137 210H135V212L133 210L127 208V207L122 208L120 206V204L118 203ZM58 200H59V203H58ZM32 201H34L35 203L37 202V204L39 202L38 206H35L37 204L33 205L34 202H32ZM70 201H72V202H70ZM77 201H79L80 203L77 204ZM83 201H84V203H83ZM41 202H42V204H41ZM64 202L66 204H69V207ZM100 202H101V205L103 207L101 205H99ZM107 202H109L110 205ZM247 202H248V200H247ZM91 203H92V205H91ZM241 203H242V200H241ZM244 203H246V201L244 202V199H243L242 204H244ZM61 204H62V206H61ZM30 205H31V207H30ZM89 205H91L90 208H89ZM104 205L107 207V209L109 211L106 209V207ZM81 206H82V208H80ZM62 207H63V209H62ZM64 207L67 211L64 209ZM104 207H105V209H104L105 211L101 210ZM110 207H111L112 211L110 210ZM25 208L27 209V211H25L26 210ZM17 210L21 213H19ZM62 210H63V212H61ZM124 210H125V212H123ZM58 211H59V213H58ZM80 211L82 214L80 213ZM98 211H100V213H97ZM139 211H140V209H139ZM89 212H91V213H89ZM26 213H28V214L26 215ZM111 213H113L114 216ZM125 213H127V214H125ZM72 214H74V216ZM110 214H111V216H110ZM120 214H122V215H120ZM22 215H24V216L22 217ZM60 215L62 217H60ZM49 216H51V219L49 218L48 220H46V217H49ZM63 216H65V217H63ZM90 216H92V217H90ZM122 216H124V217H122ZM110 217H111V219L109 220ZM17 219H12V221H17ZM60 219H61V221H60ZM119 219H122L121 220L122 224L121 223L119 224V222H121V221H119ZM103 220H105L104 223H107V222L108 223L103 224V222H101ZM125 222H126V224H125ZM19 223L20 222L18 221V223H15V224L18 226ZM50 224L52 225V227ZM100 224H102V228H101ZM105 225H106V228H105ZM80 226L82 227V230L80 229ZM113 226L116 229L115 231H113L114 230V228H112ZM97 227H99V228H97ZM51 230L55 231L53 229H51ZM27 232L28 231H26V230L21 231L22 234H27ZM104 232H107L108 234H106V236H103L102 238H100V235ZM11 234L16 235L17 233H15V232L13 233V231H12ZM11 234H9V236L12 237ZM164 234H163V238L165 240L169 241V239H170L169 231L165 232ZM13 237H15V236H13ZM18 237L19 238L15 239L16 241L21 242V243L22 242H24V243L28 242V241L25 242V240L21 236H18ZM100 240H102V241H100ZM104 243H102V244H104ZM245 243H246L245 241L242 243H239L240 244L239 248L243 247V250L246 251L248 255L252 256L253 259H256L255 248L253 246H251L249 243H247L246 245H245ZM248 244H249L250 248H248L249 247ZM75 246H76V249H72L71 247H69L67 250V253L72 252L73 254H75L76 251L81 248L78 245H75ZM45 247H46L45 252H49L50 254H53V256L55 255L56 250L52 246H45ZM98 248L100 249L99 246H98ZM246 248L249 251H247ZM107 249H109V248H107ZM60 255H64V253H61ZM49 258H51V257H49ZM114 259L113 260L111 259L113 264H116V263L121 264V262H119L118 260H116V262H115ZM238 259L242 260V258L240 256ZM243 259H245V258H243ZM241 260H238V261H240V264H247L246 259L242 260V261ZM130 263L131 264H138V262H136L134 259H132V261ZM130 263H126V264H130Z\"/></svg>",
  "mask_w": 264,
  "mask_h": 264
}]
</instances>
